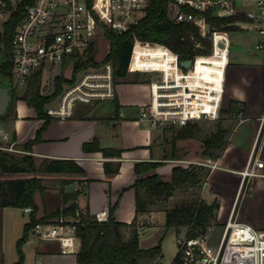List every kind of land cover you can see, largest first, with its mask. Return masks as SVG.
<instances>
[{
    "label": "crops",
    "instance_id": "obj_1",
    "mask_svg": "<svg viewBox=\"0 0 264 264\" xmlns=\"http://www.w3.org/2000/svg\"><path fill=\"white\" fill-rule=\"evenodd\" d=\"M139 56L147 59L146 64H140ZM157 56H163L164 63L155 61ZM255 53L249 52V59L244 62L232 61L229 65L227 51L215 47L211 54V63L198 58L195 67L188 74L175 65V57L171 53L151 51L149 48L141 52L136 51V58L130 67L135 72L137 66L143 69H164V79L155 85L158 108L167 109L173 105H180L188 118H200L202 112L211 118H216L220 103L227 102L230 106L235 103L240 108L238 119L233 130L229 128L227 145L217 158H207L199 152L198 139H181L177 147L181 152L172 156V137L166 130V125L152 126L143 111L148 109L151 94L144 97H129L121 94L119 83H116V96L109 101L101 115L92 110L97 103L77 102L73 114L66 119L52 118L41 134V140L34 143L31 151L41 162L44 159H68L79 164L84 173H47L55 175L54 189L48 193H37L36 203L43 207L38 216L43 215L47 198L49 209L57 208L62 192L79 191V204L95 216L110 208L116 207L115 218L118 222L131 224L136 216V192L133 184L136 181L135 165L141 161H158L162 164L157 171L163 179L170 180L172 169L176 165H190L207 162L211 159L215 167L205 165L209 172L201 185L199 194L206 202L218 200L219 209L215 226H224L231 213L239 221L252 225L257 229H264V165L254 166L256 175L244 176L243 171L251 168L255 158L264 162V69L262 58H253ZM199 62V63H197ZM178 73V77L176 74ZM225 80V81H224ZM136 84V83H127ZM170 88V90H169ZM186 88V89H185ZM194 96V97H190ZM200 101L201 109L191 111L189 102ZM60 98V96H59ZM22 110L14 117L0 118L1 141L8 145L25 144L33 140L38 131L44 126L45 120L37 118L36 114L28 111L24 100ZM59 101V99H58ZM99 101V102H102ZM204 106L202 109V105ZM170 106V107H169ZM97 140L102 147L122 150L121 156H105L101 151L86 152L83 148L87 142ZM120 162L119 172L110 179L107 177L104 163ZM49 178H47L48 180ZM175 197V196H174ZM168 203L169 207L172 199ZM55 200L51 205L49 200ZM11 206L0 209V222L7 216ZM18 208V207H16ZM24 212V211H23ZM162 210H154L138 216L134 225L139 226V243L141 231L152 225V218ZM26 214V213H24ZM109 214V211H108ZM28 215V219L30 214ZM143 220L144 222L138 223ZM28 221V220H27ZM27 221H24V227ZM185 230V228H183ZM186 231V230H185ZM22 232V235H23ZM30 241V240H29ZM159 243L158 239L147 249ZM178 254V253H177ZM4 252L0 249V257ZM36 255L39 262H52L61 256L59 247L54 242L36 245ZM65 255V254H63ZM0 264L5 263L1 258Z\"/></svg>",
    "mask_w": 264,
    "mask_h": 264
},
{
    "label": "trees",
    "instance_id": "obj_2",
    "mask_svg": "<svg viewBox=\"0 0 264 264\" xmlns=\"http://www.w3.org/2000/svg\"><path fill=\"white\" fill-rule=\"evenodd\" d=\"M171 0H151L147 13L140 22L127 32L116 35L106 29V37L111 42V49L104 60L111 61L114 66V77H125L128 74V65L132 48L136 39L148 44L151 51L171 53L175 58L178 54L179 62L194 59L195 55L210 52L211 44L208 39L199 37V29L187 23L174 24L168 14V6ZM33 0H26L18 9L14 10L6 23L5 45L8 55L11 54L10 41L16 27L24 16L26 6ZM207 20L211 25L223 29L233 30V26H224L229 20L212 17L207 13ZM195 33L207 47L206 50L195 48V42L190 39L191 33ZM136 37V38H135ZM96 40L83 52H76L66 57L61 65L62 73L56 78V89L51 94H43V74L40 70L31 78L27 89L19 97L27 102L29 107L35 108L37 117L44 119L45 123L37 136L24 145V150L31 151L32 146L41 140V134L52 117L47 112V104L60 96L64 91V83H74L79 71L90 66H99L102 62L95 59ZM158 43V44H156ZM162 44V45H161ZM137 43L135 44L136 47ZM170 48H166L165 46ZM134 47V50H135ZM133 50V52H134ZM176 54H175V53ZM133 56V55H132ZM211 63V54L202 56ZM197 58V59H198ZM132 59V58H131ZM71 68L70 78L65 77V70ZM186 70V69H185ZM0 76L12 80V64L7 60L0 67ZM181 81V80H180ZM235 103H231V109ZM168 128L174 131L172 136V156L176 157L177 141L181 139H198L202 128L198 123L188 122L179 130L175 126ZM229 128L219 124L216 131L206 135L202 139V154L207 158H217L227 145ZM86 152L101 151L105 156H121L122 150L102 147L97 140L87 142L83 146ZM162 162L141 161L135 165L136 181L133 188L136 192V216L131 224L118 222L115 218L117 205L110 208L107 220L99 221L92 216L87 209L79 204V191L62 192L56 209L45 208L43 215L38 216L36 194L44 193L42 179L36 176L7 177L0 180V209L4 207H32L29 221L25 224L24 232L17 242L19 260L13 264H22L24 260L23 245L29 240L30 230L37 222L48 221L59 216V207L62 202L70 203L65 208V213L76 214L80 210L81 224L78 227V235L81 238V249L74 255L75 264H158L164 258L162 251V239L153 247L143 249L139 243V226L132 228L129 238L125 239L123 227L134 225L138 216L154 210L165 212V225L167 229L174 228L179 231L186 228L188 237H196L206 234L209 228L217 220L219 209L218 200L208 203L199 196V189L204 182L209 169L205 164L176 165L172 169L171 179L165 180L157 171ZM121 163L106 161L104 169L110 179L119 172ZM0 170L6 174L33 173L36 171L47 173H84L83 168L74 160L68 159H44L39 167H36L34 155L28 154L18 157L9 152L0 150ZM190 192L188 198L181 200L174 206L168 203L176 193ZM136 225V223H135ZM173 264H184L177 254Z\"/></svg>",
    "mask_w": 264,
    "mask_h": 264
},
{
    "label": "built area",
    "instance_id": "obj_3",
    "mask_svg": "<svg viewBox=\"0 0 264 264\" xmlns=\"http://www.w3.org/2000/svg\"><path fill=\"white\" fill-rule=\"evenodd\" d=\"M25 1L0 0V67L10 60L12 81L19 89L28 86L38 71L45 72L54 67H61L66 57L76 52L83 53L93 40L106 36V29L116 35L127 32L145 16L151 0H33L26 6L24 16L16 27L10 41L9 56L5 45L6 23L12 12ZM207 13L212 17L228 19L224 26H233L234 29L211 25L207 20ZM168 14L174 24L187 23L197 27L199 37L208 39L211 44L209 53L195 55L190 69L181 67L178 54L174 52L177 56L176 64L184 73L188 74L195 67L198 57L212 54L216 45L228 53L226 72L232 46L230 34L234 31L242 34L254 31L257 34L255 50L261 54L264 69V0H171ZM215 34H221L216 43ZM190 39L195 42L196 49H207L194 32L191 33ZM137 42L144 41L136 39L134 46ZM131 58L132 56L128 65L129 71ZM162 80L151 82V102L148 109L142 113V117L152 126H184L192 120L208 116L202 113L200 118H188L180 105L169 106L167 109L158 108L155 85H160ZM158 89L166 90L161 85ZM115 96L114 66L111 61H107L102 71L85 73L76 83L66 87L60 95L58 105L49 107L47 112L52 118L64 120L73 114L77 102L90 103L94 100L112 99ZM5 149L14 150V144ZM201 163L210 167L216 166L211 159ZM263 165V161L255 158L251 168H246L243 175H256L254 166L261 168ZM32 210V207L23 208L26 214H31ZM108 211H104L103 215L98 213L96 218L99 221L107 220ZM80 224V210H76L75 215L62 210L54 219L35 223L31 232L37 244L54 242L60 252L73 254L80 250L82 244L78 235ZM29 240L31 241V238ZM178 245V255L184 264H264V229H257L239 221L234 213L227 218L217 241L212 240L207 232L196 237L185 235L179 239Z\"/></svg>",
    "mask_w": 264,
    "mask_h": 264
},
{
    "label": "rangeland",
    "instance_id": "obj_4",
    "mask_svg": "<svg viewBox=\"0 0 264 264\" xmlns=\"http://www.w3.org/2000/svg\"><path fill=\"white\" fill-rule=\"evenodd\" d=\"M230 39L232 42L231 51H230V58L232 61H238V62L247 61L249 59V52L255 53V57L253 58H261V54L255 50V42L257 40V34L254 31H246L243 34L241 32L234 31V32H231ZM109 46L111 49V42L107 39L106 36L100 37L96 40L95 59L97 62L101 61L102 63L99 66H90L88 68H85L79 71L74 83H76L79 80V78L85 73L97 72V71L103 70L104 64L106 63V61L104 62V60L106 59V57L108 56L110 52V51L108 52ZM147 46L149 45L140 43V42L137 43L135 50L133 52L130 67L136 58V51L141 52L144 49H148ZM139 60H140L139 62L140 64L147 63V59L143 56H139ZM155 61L158 64H162L165 62L163 59V56H157L155 58ZM175 65H176V68H178L176 64V58H175ZM144 66L145 65H142L141 66L142 68H138L137 66H135L136 71H144V72H136V71L131 72L128 70V74L125 77H117V78L114 77L115 84L119 83L118 88L121 94H125L126 96H129L130 98L131 97H144L146 95H150L151 94V89H150L151 82L162 80V75L164 79V73H165L164 69L160 68V69L148 70V69H143ZM159 72H162V74ZM61 73H62V70L60 66L51 68L44 72L43 84H42L43 94H51L55 91L56 78L60 76ZM71 75H72L71 68L65 70V75H64L65 77L70 78ZM0 82L12 87V104L13 105L11 109L4 116V118L8 119L9 117H14L17 111L19 113L23 112L22 110L23 102L20 101L23 99L19 97L27 89V86L19 89L17 86H14L12 80L6 79L2 76H0ZM74 83H71V84L68 82L64 83V87L66 88L70 85H73ZM127 83H136V84L128 85ZM58 99H59V96L56 97L50 103H48L46 106L47 110L49 107L57 106L59 102ZM99 101H102V100H94L90 102L89 104H85V105H91V103L98 102L97 107H93L92 110L96 112L97 115H101L104 109L107 106H110V102L107 100L102 101V102H99ZM80 104H83V103L80 102ZM26 108H28V111L35 113L37 116V112L35 108L29 107L28 105L26 106ZM239 114H240V108L237 105H234V107L231 109V105L229 106L227 102L222 101L220 103V107H219L216 118H211L209 116H203L199 120L190 121L191 123H198L202 128V132L200 133L199 138H198L199 152L202 154L201 145H202V139L204 136L216 131L219 124L228 126L229 128L232 127L231 128V131H232L233 130L232 125H234V123L238 119ZM0 118H2V116H0ZM0 122H3V121L0 120ZM2 124L0 126H3ZM165 125H166L167 133L169 134L170 137H172L174 134V131H171L168 128L170 124H165ZM181 127H182L181 125H176L174 130L175 131L179 130ZM1 135L2 134L0 130V141H1ZM8 146L9 145L7 143L0 142V150L9 152L18 157H23V156L28 155V153L24 151L23 144H17L14 147V150L5 149ZM1 147H4V148H1ZM180 153L181 152L179 151L177 147L176 156L179 155ZM34 159H35L36 167H39L41 164V161L38 160L35 156H34ZM27 176H36L42 179V184L45 188L44 195L45 193H48V191L50 190L52 191L54 189V184H55V181H53L54 180L53 178L55 176L54 174L48 175L40 171H36L33 173L6 174L0 170V180L7 178V177H27ZM47 178L49 179L47 180ZM200 189H199V192H200ZM189 194L190 192L184 193V192L178 191L174 199H172L170 205L173 203L176 204L180 202L181 200L188 198ZM199 196L201 195L199 194ZM49 201L51 202V205H54L55 203L54 199L49 200ZM44 202H45L46 207L49 209L50 203H48V200L46 197H44ZM69 204L70 203L62 202L59 207V213H61L62 210H65V208ZM40 209H43V207L38 206V211H40ZM38 211H37V214H38ZM27 220L29 221L28 215L24 214L23 208L11 207L8 209L7 216H4L2 223L0 222V249L4 252V255L0 257V261L2 258L4 259L5 263L13 264L19 260L17 242L19 238H21L22 236V232H23L22 224L24 221H27ZM151 220H152V225L147 228H144L141 231L140 247L146 248L150 246L154 241H156V239H158V241L162 239V251L164 253V258L161 259L158 264H173V261L179 250V245H178L179 239L183 238L186 235L187 230L186 228H185L186 231L183 228L180 229L179 231H177L174 228L167 229L165 225V214L163 212H158L156 215L153 216ZM141 222H144V221L143 220L138 221V223H141ZM223 227L224 226H222V224L217 225V226L213 224L209 228L208 233L212 240L217 241L220 238ZM132 228L133 226L123 227V234H124L125 239L129 238ZM29 238H31V241L28 240L23 245L24 260L22 264H75L74 255L78 253L80 250L76 253L65 254V255H63L64 253L60 252L61 256L57 257L55 261H52L49 263L46 261L39 262V256L36 255L37 241L32 235L31 230H30Z\"/></svg>",
    "mask_w": 264,
    "mask_h": 264
},
{
    "label": "water",
    "instance_id": "obj_5",
    "mask_svg": "<svg viewBox=\"0 0 264 264\" xmlns=\"http://www.w3.org/2000/svg\"><path fill=\"white\" fill-rule=\"evenodd\" d=\"M133 55V49L131 56ZM181 67L190 69L193 65V60H183L180 62ZM12 87L0 82V116H5V114L12 107Z\"/></svg>",
    "mask_w": 264,
    "mask_h": 264
},
{
    "label": "bare ground",
    "instance_id": "obj_6",
    "mask_svg": "<svg viewBox=\"0 0 264 264\" xmlns=\"http://www.w3.org/2000/svg\"><path fill=\"white\" fill-rule=\"evenodd\" d=\"M221 34H215V43H216V40H217V37L220 36ZM138 43V42H137ZM135 47V46H134ZM215 47H219L220 49H222V47H220L219 45H216ZM176 77H178V73L176 74ZM179 78V77H178ZM180 80V78H179ZM190 97H194V96H190ZM199 98V97H196V99ZM156 104H157V99H156ZM158 106V105H157ZM203 106H204V102H203V105H202V109H203ZM189 109L191 111H197V110H200L201 108V104H200V101L197 100H193V101H190L189 102ZM203 113V112H202Z\"/></svg>",
    "mask_w": 264,
    "mask_h": 264
}]
</instances>
